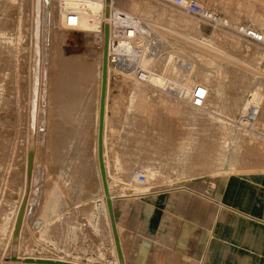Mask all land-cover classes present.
<instances>
[{
	"label": "rangeland",
	"instance_id": "1",
	"mask_svg": "<svg viewBox=\"0 0 264 264\" xmlns=\"http://www.w3.org/2000/svg\"><path fill=\"white\" fill-rule=\"evenodd\" d=\"M34 1L35 0H0V264H20L14 262L12 257H18L20 254L21 256H32L35 258L42 257L54 259L62 258L69 261L76 260V262L83 264H121L115 245V238L111 243L110 238L107 237L109 230H111L112 233L113 230L107 207V198L104 192L99 161V120L103 80V54L105 51L104 50L102 52V49L105 47V39L100 41L102 36L100 35V32L104 31L105 26L109 22L106 18L112 17L116 10L126 12V0H117L114 4L112 3L113 0H106L107 5L101 9V14L98 18L100 19V22L98 21L99 23L93 27L94 29L88 31L86 30L85 32H78L75 30L77 29L76 27H79L78 22L76 23V21L72 22L73 26L69 25L67 17L70 12H64L60 7V2L63 0H42V3H40V9H42L40 14L42 16V29L40 34L41 39L39 37V41L41 40V44L44 42V56H46L44 57V66L46 65V80L44 86L45 95L43 99V107L39 119L38 130H40H37V132L35 129L33 130V127L30 128L32 126L33 119L28 99V92L30 91L28 72L33 54L35 53L34 47L36 46H34L35 34L33 32L32 36L30 34L34 26L33 19L35 17V11L33 10L34 7L32 8L31 6L33 3L35 4ZM150 1L158 6L152 14L144 16L137 13H129V15L139 18L145 22L154 32V38L161 43V45L155 50L150 46L147 48V52L151 53V56H154L150 63L151 71L153 73V78L150 83L145 84L138 82L134 78L133 74H131V77H126L121 73L116 72L110 59L107 65V93L105 99L103 129V158L107 172L110 198L113 201L114 214L115 203L117 200L141 198L152 193H161L168 190H187L205 197L208 196V194L204 193L201 188H198L201 187L197 186L198 184H215L216 181L221 180L228 174H231L230 176H232V174H236L238 176L264 174V141L260 140H264V124L261 122L260 112L257 115V123L252 131H244L237 123L240 116L244 113L245 102L249 99L254 86L258 85L261 87L262 94H264V54H261L262 52L264 53V45L247 43L241 33H237L236 30L227 26L221 27V30L213 32L215 30L214 27H207L198 22L195 17L186 13V11H182L183 9L181 10L180 7L174 3V0ZM196 1L203 8L205 7L215 11L224 19L226 17L222 16L224 15L223 13L227 10L228 12L232 11L229 18L231 21L234 23L237 22L242 27H247L249 25L258 29L264 28V22L260 25L258 23L257 27L256 22L255 25H253L254 22L251 23L252 21L248 15H245L242 11H240V13L238 12L240 8H237L234 3L239 0ZM244 1H246L245 3L250 2L249 0H242V3ZM43 2L46 3V5L43 4ZM109 5L112 6L109 7ZM255 5L256 8L258 7L256 10L264 11V0H256ZM163 7L184 14L190 20H193L196 24L195 26L198 25L200 27L202 33L193 36L195 38H191L192 36L187 30L180 26L172 25L169 14H159L161 13V8ZM31 9L33 10L34 16L31 13ZM108 13H110V16H108ZM101 15L105 18V20H103ZM233 15H236L235 18L238 17L241 19H237L239 20L237 21L234 19ZM243 16L246 18H242ZM31 20H33V22ZM91 20L92 22L94 21L93 19ZM103 21L106 22L104 23ZM224 21L229 22L228 20ZM42 23H44V25H42ZM233 26H236V24ZM202 41L207 44L202 43ZM30 43H32V45ZM210 45H213V47ZM110 47L111 50L116 49L113 43H110ZM222 51H225V54H230L232 58H237L239 60V67L236 64L234 65L237 67L232 64L233 60L228 61L230 60L228 59L226 60L228 62H226L224 59L225 56L223 57L224 60H222V58L219 57V54H221L219 52ZM183 62H188L200 70L202 69L210 72L214 71L217 65L223 67L220 74L222 76L219 77V80L224 83L225 88H222V90L225 89L224 94L226 95L224 97L225 99L235 97V108L237 110L233 109L230 112L223 113L219 106H216L214 102L208 101L206 107H204L202 111L216 117L217 119L224 120L231 125V133L242 139L243 143H241V155L248 159L247 162L237 164L233 167L235 169H232L229 166H224L220 169V171L213 174H203V172L191 173L189 170H173L172 167L169 166L162 170L163 176L160 174L158 175L156 166H150L149 168H144L142 166L143 164L149 162L151 164L152 161L155 164L157 160H160L157 162L160 163L161 160H163L161 159L163 158L162 154L167 153L169 150V148L167 149L164 147V149L156 151V154L153 150L152 151L154 153L149 151L145 154V156L141 154L140 157L142 159L139 162L141 166L138 163L136 165L134 164V166L127 167L126 164L133 163L131 161L126 162V159L129 156L128 149L129 152H131V145L133 143L132 140H135L137 136L135 134L132 135V132H130L131 130L129 129V133H125L127 136V138H125V131H121V129H125L121 126L122 123L118 121L117 113L118 111L124 112L123 109H126L131 113L135 112L137 114L136 117L140 115L138 117L139 120L141 118H148L147 121L151 118V114L154 112L155 116H152L150 119L153 122H150L149 120L148 123V130L150 132L149 137L152 136L151 141L153 142L157 138L156 135H153V132L155 131H162L166 133L165 137L167 138L169 144H171V142L176 143L181 141L193 132L198 136L199 141L203 142L205 147L214 146L217 144V141L220 140L217 139V135L214 134L213 129H209V127L200 119L195 121L193 117L185 111L186 105L193 106L191 103L186 100H179L175 97L166 96L163 92H161L164 84H170L171 76L173 77L171 79H176V82H182L186 89L197 87L210 89L214 86L215 81L213 79L207 80L204 76H199L198 73L193 72L190 75H184L183 69L181 68V64ZM236 69L238 72L232 73ZM238 73H241V76ZM242 74H246L247 76H243ZM251 76L252 79L254 78V81L252 80V82L250 80ZM238 77L241 78L239 79ZM245 80L247 81L245 82ZM72 83H75L78 86V97L75 99L71 98L73 94L67 95L66 93L67 89L71 87H66V85ZM133 84H135V88L133 87ZM244 84H248V87L251 86L250 89ZM235 87L237 88L235 89ZM132 91L134 93L133 99L129 102V96ZM212 92L215 93L214 90ZM144 94L148 96L147 103L149 106L148 104L147 107L145 105L142 111L138 108V105L140 98ZM240 95L243 98H241ZM82 99L83 101H81ZM84 100L86 103H84ZM110 101L111 104L109 105ZM80 102L81 104L83 103L82 106ZM119 108L121 109L119 110ZM29 109L31 113H28L29 111L27 112ZM108 109H110L112 117H115L114 119H110ZM80 110L83 115H80ZM121 112H119V116L122 114L125 115V113ZM75 113L82 119L80 120ZM78 118L79 120L77 122ZM108 120H110V123H108ZM117 122L121 125L116 124ZM27 124L29 126H27ZM119 127L121 129H118ZM30 129H32V133H30ZM68 130H70V132ZM120 131L121 133L123 132L121 137L124 139L121 141L122 138L120 139L118 137L120 141H117L118 138L115 140V137L118 136ZM68 132L71 135L69 137L70 141L68 139ZM84 132H86L87 135H83ZM107 132L110 133L107 135ZM117 132L119 133L117 134ZM126 132L128 131L126 130ZM59 133L63 136H60ZM130 133L132 137L129 136V138L131 137L129 139L128 134L130 135ZM105 136L107 138L106 141ZM59 137H63V139H60ZM55 139H57V142L59 141V144L61 141L62 144L58 145ZM65 141L69 142L66 143ZM116 142L119 143L117 144ZM64 144H67L68 146ZM61 145L64 146L59 148ZM133 145H135V141ZM147 147L150 149V146ZM169 147L171 148V146ZM26 151L28 152V155ZM30 153H32V167L31 172L29 173V170L26 168V164H29L28 158ZM108 154L110 157L107 161ZM153 154L155 161L152 158ZM156 156H161V158H157ZM58 157L59 159L66 158V161L70 160L69 164H66L68 161L65 162L64 159L62 160L64 163H62L61 159L59 160ZM75 157L78 158L75 159ZM71 158L75 162H71ZM34 160L36 161L35 163ZM79 160L81 161L79 162ZM145 160L146 162L144 163ZM59 162H61V167L64 164L63 166L67 171L63 167L62 170ZM77 162H79V164H76ZM27 167L29 169L28 165ZM24 168L27 171H25ZM60 170L66 171H64V173L67 175L68 179H72L73 177L77 181L80 179L79 183L82 184L83 182L81 185L83 191L87 190V192L84 191L86 194H83L85 196L81 197L83 198L82 200H85L87 205L92 204V206H96V217L93 219L90 217L89 219L92 220L94 225H98L99 223L101 225V248L96 244L100 243V240L95 239L101 238V236H95L92 231L91 223L88 221L89 216L87 215V218L84 216V211H86L89 207H81L78 205L76 206L74 212H71L70 210L72 209V206L69 202H67L70 200L69 198L71 196V194L67 195L69 193L67 188L71 186L65 187L64 184L61 185V189L64 191H61L64 197V203L62 205V208H64L62 209V215L64 216L61 215V218L64 217L66 221L73 219L77 220V222L82 226L80 229L81 233L73 231L74 233L70 232L68 235L69 237L65 233H61L60 235H56L55 233L53 235L51 233H45L44 235L46 236H42L41 228L43 227L44 229L46 217L41 215L40 207L43 204V200L46 202V199L50 198L49 195L46 198L47 193L54 187V182H56L55 184L58 183L57 179L59 180V176L63 174ZM24 171L26 173H24ZM147 172H153L155 174V179L153 176L148 175ZM137 173L145 174L146 182L144 184L146 188L140 186L141 182H139L137 178ZM33 175L35 179L33 178ZM76 177L79 178L77 179ZM25 178L28 179L25 180ZM143 190L145 191L143 192ZM24 193L26 194L24 195ZM49 193L51 194V192ZM23 197H25V199H23ZM20 198H22L21 200L23 202L26 200V204L20 225L21 231H19L18 237H15L14 234L17 224L12 226L15 222L12 217H16L15 219L18 221L21 205H23L22 201L20 202ZM17 205L20 207L18 213L16 208ZM14 209L16 211H14ZM6 212H8V215L4 217L3 214ZM69 212H71V215L68 214ZM40 218H42L43 221ZM64 219L61 221H64ZM97 221L99 222L98 224ZM106 222L110 229L105 227ZM48 225H50V223H48ZM34 226H36V228ZM22 228L25 229L23 230ZM11 234L12 236H10ZM37 234H39L38 239ZM22 235L23 238H25L24 240L21 237ZM32 236L36 238V242ZM15 238L20 239H17V242ZM30 238H32V240H30ZM54 238L56 240H53ZM74 239L77 240V243ZM19 241L20 243H24L26 245H29L30 242V244H32L30 245L32 246L31 249L28 250L21 247ZM42 241L44 242L43 244ZM52 241H54V243ZM24 249L28 251L26 252ZM123 258L125 264L126 256L124 253Z\"/></svg>",
	"mask_w": 264,
	"mask_h": 264
},
{
	"label": "bare ground",
	"instance_id": "2",
	"mask_svg": "<svg viewBox=\"0 0 264 264\" xmlns=\"http://www.w3.org/2000/svg\"><path fill=\"white\" fill-rule=\"evenodd\" d=\"M61 1V0H60ZM115 1H117V0H113V4H114V2ZM167 1V0H166ZM168 1H173V0H168ZM248 1V0H247ZM250 2H248V3H245L246 1H244L243 3H242V0H239V1H237V2H235L234 4L236 5V7L237 8H240L239 9V13H240V11H242V13L244 12L245 13V15H248L249 16V18L251 19V23H253L254 22V24L253 25H255V22H256V24H257V27H258V23H259V25L261 24V23H263L264 22V11L262 10V11H259V10H256L257 8H256V5H255V1L254 0H249ZM33 2V1H32ZM35 2V4L33 5H31L32 6V8L34 7V11H35V17H34V19H33V17H32V19L34 20V22H33V20H31L32 22H33V31L31 30V36H32V32L35 34V43H34V46H32V47H34L35 49V53L33 54V58H32V60H31V63H30V66H29V95H28V99H29V104H30V108H31V112H32V119H33V123H32V126H31V124L28 122V124H30V128H32L33 127V130L35 129L36 130V132H37V130H38V128H39V119H40V115H41V110H42V105H43V99H44V95H45V92H44V86H45V80H46V78H45V66H44V57H46V56H44V45H43V43L41 44V40L39 41V37H40V34H41V29H42V26H41V10L42 9H40L41 7H40V3H42V0H35L34 1ZM61 4H60V7H61V9H62V11H64V12H70V13H68L69 14V16L67 17V20L69 21V24H72V22L73 21H76V23L78 22V26L79 27H76L77 29H75V30H77L78 32L80 31V32H85L86 30L88 31V30H92V29H94L93 27H95L100 21V19H98L99 18V15L101 14V9L102 8H104L107 4H106V0H63V1H61L60 2ZM43 4H45L46 5V3H44L43 2ZM258 4V3H257ZM125 5H127V9H126V12L125 11H120V10H116L115 11V14L112 16V17H109V18H106V20L107 21H109L108 22V24H107V26L109 27V42H108V61H109V59L111 60V62H112V65H114V69H115V71L116 72H119V73H121L122 75H124V76H126V77H131V74H133V76H134V78L138 81V82H142V83H145V84H149L150 83V81H151V79L153 78V73H152V71H151V65H150V63H151V60L153 59V57L154 56H151V54L150 53H147V50H146V47H147V43L148 42H150V43H155L156 45H158V46H160L161 45V43H160V41H158V40H156L154 37H155V34H154V32L151 30V28L145 23V22H143L141 19H139V18H136V17H133L132 15H129V13L130 14H132V13H137V14H141V15H144V16H148L149 14H152L156 9H157V7L158 6H156L154 3H152L150 0H126V3H125ZM112 5H109V7H111ZM259 6V5H258ZM114 7V6H113ZM179 7V6H178ZM235 7V8H236ZM205 8V7H204ZM236 8V9H237ZM44 9V8H43ZM180 9L182 10L183 8H181L180 7ZM261 9V8H260ZM32 10V9H31ZM33 10H32V15H33ZM161 13H159L160 15H162V14H165V15H167V14H169V16H170V18H171V21H172V25H174V26H180V27H182L183 29H185V30H187L190 34H191V38H195V37H193V36H195V35H197V34H200V33H202V31L200 30V27L197 25V26H195L196 24L193 22V20H190L187 16H185L184 14H182V13H178V12H176L175 10H171V9H169V8H161ZM238 10V9H237ZM43 11H45V10H43ZM182 11H184L185 12V10L183 9ZM229 11H231V10H229ZM232 12V11H231ZM231 12H228V10L227 11H225L223 14L224 15H222V16H224V17H226L225 19L224 18H222L221 17V22H220V24H218V25H216L215 27H214V31L213 32H216V31H219V30H221L222 28L221 27H224V26H227V27H230V28H233L234 30H236V32L237 33H241V31L243 30V28L245 27H242L240 24H238L237 22L236 23H234L233 21H231V19L229 18V16H230V14H231ZM187 13V12H186ZM233 14V13H232ZM238 15V14H237ZM34 16V15H33ZM64 16H65V14H64ZM108 16H110V13H108ZM234 16V15H233ZM236 16V15H235ZM235 16H234V19H241V18H235ZM248 16H247V18H248ZM101 17H102V15H101ZM103 18V17H102ZM232 18V17H231ZM242 18H244V16L242 17ZM246 18V17H245ZM244 18V19H245ZM249 18H248V20H249ZM22 19V18H21ZM91 19H93L94 21L92 22V20ZM234 19H232V20H234ZM103 20H105V18H103ZM224 20H228L229 22H227V21H224ZM239 20H237V21H239ZM30 21V22H31ZM99 21V22H98ZM31 22V23H32ZM104 23L106 22V21H103ZM230 22H232V23H234V24H236V26H238V27H236V26H233L234 24H232V23H230ZM249 22V21H248ZM132 24V25H140L141 26V28L143 29V31L144 32H140L139 34H137V35H135V36H133V37H129V36H127V35H123L119 30H116L115 28H114V25H119V26H122V25H127V24ZM32 25V24H31ZM42 25H44V23H42ZM73 25V24H72ZM74 25H77V24H74ZM240 25V26H239ZM252 25V24H251ZM249 26V25H248ZM262 26V25H261ZM263 26H264V24H263ZM32 27V26H31ZM44 29V28H43ZM69 30V29H68ZM42 33L44 34V32L42 31ZM43 34H42V36H43ZM100 35H102L101 36V40L100 41H102L103 39H105V28H104V31H102V32H100ZM44 37V36H43ZM40 39H41V37H40ZM42 39H44V38H42ZM34 40V39H33ZM31 42H33L32 40H30ZM29 41V42H30ZM201 42V41H200ZM110 43H113V45H114V47L116 48V49H114V50H111V47H110ZM202 43H205L204 41H202ZM31 45H32V43H30ZM205 44H207V43H205ZM30 45V46H31ZM211 47H213V45H210ZM31 48V47H30ZM142 49V51H138V58H136L135 57V49ZM29 50H31V49H29ZM33 50V51H34ZM105 50V47L102 49V52ZM219 50V49H218ZM218 50H217V53H218ZM32 51V50H31ZM130 51V52H129ZM219 51H221V50H219ZM30 52V51H29ZM105 52V51H104ZM225 52V51H224ZM223 51L222 52H219V53H221V54H219V57H221L222 58V60H224L225 59V61L226 60H228V59H230V60H228V61H231V60H233L232 61V64L234 65V64H236L238 67H239V60L237 59V58H232L231 57V55L229 56L227 53V55L224 53ZM259 52V51H258ZM261 52V51H260ZM31 53H33V52H31ZM261 54H264L263 52L261 53ZM221 55H223V56H221ZM31 56V55H30ZM103 56H104V54H103ZM225 56V58L223 59V57ZM31 59V58H30ZM134 59V61L135 62H137L140 66H142V67H144L147 71H148V78L146 79V80H144V81H142V80H139L136 76H135V74H134V72L133 71H131V70H129V69H127V60H129V61H132ZM45 60H46V58H45ZM228 61H226V62H228ZM46 62V61H45ZM231 64V65H232ZM108 65V64H107ZM232 65V66H233ZM236 65H234V66H236ZM248 65H250V64H248ZM187 66V67H186ZM236 66V67H237ZM186 67V68H185ZM181 68L183 69V74L184 75H190L191 73H198L199 74V76H204L207 80H214L215 81V84H214V86H212L210 89H207V88H205V89H207V91H208V96H207V100H206V105H207V102L208 101H210V102H214L215 103V105L216 106H219L220 107V110L224 113H227V112H230V111H232L233 109H236L235 108V106H236V101H235V97L233 98H228V99H225V95L226 94H224L225 92H224V90H222V88L224 87V83H222L220 80H219V77L220 76H222V75H220L221 74V70H222V66H219V65H217L216 67H215V70L214 71H212V72H210V71H207V70H200L199 68H197V67H195V66H193V65H191L190 63H188V62H183L182 64H181ZM224 68H226V67H224ZM234 69V68H233ZM238 69V68H237ZM235 70V71H233L232 73H237L238 72V70ZM247 70V69H246ZM224 71V70H223ZM244 71V70H243ZM223 73V72H222ZM252 73V72H251ZM174 74H175V69H174ZM223 74H225V73H223ZM230 74V73H229ZM238 74H240V76H241V73H238ZM252 74H254V73H252ZM251 74V75H252ZM173 75V74H172ZM243 76H247L246 74H242ZM236 76H237V74H236ZM252 76H254V75H252ZM252 76H251V78H250V80H251V82H252V80L254 79H252ZM250 77V76H249ZM171 78H173L172 76H171ZM170 78V84H164V86H163V88L161 89V92H163L166 96H170V97H175V98H177V99H179V100H186V101H188L189 103H191V97H192V94H193V92L198 88H190V89H186L184 86H183V83L182 82H176V79H171ZM239 78V77H238ZM241 78V77H240ZM239 78V79H240ZM243 78V77H242ZM256 78V77H255ZM235 80V79H234ZM243 80V79H242ZM235 81H237V80H235ZM241 81V80H240ZM247 80H245V82H246ZM254 81V80H253ZM250 82V81H249ZM240 83V82H239ZM241 83H243V82H241ZM254 83V82H253ZM256 83V82H255ZM134 85L135 84H133V87H134ZM137 85V84H136ZM236 85V84H235ZM244 85H246L247 87H248V84H244ZM69 86H71L70 88H68L67 89V91H66V93H67V95H72V99L74 98H77L78 97V86L75 84V83H72V84H68V85H66V87H69ZM242 86V85H241ZM260 86H261V84H260ZM136 87V86H135ZM134 87V88H135ZM251 87V86H250ZM250 87H248L249 89H250ZM134 88H132V89H134ZM202 88H204V87H202ZM225 88V87H224ZM237 87H235V89H236ZM247 88V89H248ZM232 89H233V87H232ZM248 89V90H249ZM136 90V89H135ZM142 90V89H141ZM214 90L215 91V93H213L212 91ZM240 90H242V89H240ZM227 91V90H226ZM245 91V90H244ZM247 91V90H246ZM237 92V91H236ZM146 93V92H145ZM242 93V92H241ZM133 91H132V93H131V95L129 96V102L130 101H132V99H133ZM143 94V93H142ZM246 94V93H245ZM243 95V94H242ZM234 96V95H233ZM240 97H241V95H240ZM71 98H70V101H71ZM167 98V97H166ZM237 98H238V96H237ZM241 98H243V97H241ZM247 98V97H246ZM148 99V96L147 95H143L141 98H140V100H139V105H138V108H140V110H142L143 109V107L146 105V107H147V100ZM163 99H165V98H163ZM239 99V98H238ZM81 101H83V99L81 100ZM28 103V102H27ZM70 103V102H69ZM84 103H86L85 102V100H84ZM132 103V102H131ZM68 104V103H67ZM80 104H81V102H80ZM72 105V104H71ZM83 105V103L81 104V106ZM206 105H205V107H206ZM67 106V105H66ZM148 106H149V104H148ZM85 107H86V104H85ZM237 107H238V105H237ZM78 108V107H77ZM83 108H84V106H83ZM80 109V108H79ZM79 109H78V112H79ZM121 108H119V110H120ZM128 109V108H127ZM204 109V107H202V108H197V107H194V106H188V105H186L185 106V111H187L192 117H193V119L195 120V121H197V120H201L205 125H207L208 127H209V129H213L214 130V134H216L217 135V139H220L219 141H217V144L216 145H214V146H207V147H205V145H203V142H200L199 141V138H198V136L193 132L192 134H189V136L188 137H186L185 139L183 138V140H181V141H178V142H176V143H172L171 142V144H169L168 143V140H167V138L165 137V134L166 133H164V132H162V131H158V132H153V135H156L157 136V138L155 139V141L153 142V141H151V138H152V136H150L149 137V135H150V132H149V130H148V128H149V120L152 118V116H155L154 115V112L151 114V118H149V120L147 121V119H140L139 120V116H137L136 117V113L134 112V113H131V112H129V111H127L126 109L124 110L123 109V111L124 112H121V111H118V113H117V116H118V121L120 122V123H122V125L121 124H118V122L116 123V124H118V125H121V126H123V129H125V130H122L120 127L118 128V129H121V131H125L124 132V135L126 136V134L125 133H129V129L131 130L130 132H132V135L133 134H135L136 136H137V138H136V136H135V140L133 139L132 140V142L134 143V141H135V146H136V148L135 149H138V153L136 152V153H134L135 155V157H134V164L136 165V164H138L140 161H141V154H143L144 156H145V154L147 153V152H149V151H155V154L157 153L156 151H160V150H162V149H164V147L165 148H169V150L167 151V153H163L162 154V157L163 158H161V156H158L159 158H161V159H163V160H161V162L160 163H157V162H159L157 159V164L155 163H153V161H152V163L150 164V162L149 163H146V164H143L142 166L144 167V168H149L150 166H156L157 167V173H158V175L160 174V175H162V170L163 169H165L166 167H169V166H171L172 167V169L173 170H186V171H190L191 173H198V172H203V174H213V173H216V172H218V171H220V169H222V167H224V166H229V167H231L232 169H235V168H233L234 166H236L237 164H241V162H247V160L248 159H246L244 156H242L241 155V151H242V146H241V143H243L242 142V139L239 137V136H235V135H233L232 133H231V131H230V124L228 123V122H226V121H224V120H221V119H217L216 117H213V116H211V115H209V114H206V113H204L202 110ZM68 110H69V108H68ZM237 110V109H236ZM29 111V112H28ZM67 111V110H66ZM143 111V110H142ZM148 111V110H147ZM27 112L28 113H31L30 112V109L29 110H27ZM75 112V111H74ZM83 112V111H82ZM119 112H121V113H125V115L124 114H122L121 116H119ZM151 112V111H150ZM234 112V111H233ZM259 112H260V119H261V122L264 124V94H262V88L261 87H259L258 85H255L254 86V89H253V91L251 92V94H250V97H249V99L245 102V106H244V114H250V115H252V117H253V120H254V124H253V126L251 127L252 129H244V128H242L244 131H252L253 130V128L255 127V125H256V123H257V115L259 114ZM26 113V112H25ZM68 113V112H67ZM71 113V112H70ZM138 113V112H137ZM157 113V112H156ZM232 113V112H231ZM82 113H81V110H80V115H81ZM141 114V113H140ZM29 115H31V114H29ZM75 115L77 116V117H79L76 113H75ZM83 115V114H82ZM115 115V114H114ZM135 115V116H134ZM142 115V114H141ZM116 116V117H117ZM142 117V116H141ZM147 117V116H146ZM31 118V117H30ZM74 118V117H73ZM80 118V120L82 119L81 117H79ZM79 118L77 119V122H78V120H79ZM115 118V117H114ZM113 118V119H114ZM138 120H137V119ZM106 119H107V116H106ZM31 120V119H30ZM67 120V119H66ZM116 120V119H115ZM138 122H137V121ZM142 120V121H141ZM153 120H154V118H153ZM27 121H28V119H27ZM32 121V120H31ZM70 121V120H69ZM109 121V122H108ZM107 122L108 123H110V120H108ZM159 121V120H158ZM75 122H76V120H75ZM150 122H153V121H151L150 120ZM160 122V121H159ZM241 122V121H240ZM106 123V122H105ZM27 124V126H29ZM107 124V123H106ZM115 124V125H116ZM109 126V125H108ZM117 126V125H116ZM50 128V127H49ZM111 128V127H110ZM114 129V128H113ZM134 129H135V131H134ZM31 130V132L30 133H32V129H30ZM40 130V129H39ZM38 130V131H39ZM126 130L128 131V132H126ZM133 130V131H132ZM28 131V130H27ZM69 132H70V130H68ZM121 131H120V133L119 132H117V134H118V136H117V134H116V136L117 137H115V140H116V138H122L121 136V134H123V132L121 133ZM51 132H52V130H51ZM68 132V134H69V136L67 135V134H65V135H67L68 136V139H69V137L71 136L70 135V133ZM66 133H67V131H66ZM27 134H28V132H27ZM52 134V133H51ZM86 134V132H84L83 133V135H85ZM31 135V134H30ZM59 135H60V133H59ZM64 135V136H65ZM87 135V134H86ZM27 136V135H26ZM51 136V135H50ZM60 136H63V135H60ZM81 136H82V134H81ZM129 136H131V133H130V135L128 134V138H129ZM52 137V136H51ZM88 137V136H87ZM86 137V138H87ZM132 137V136H131ZM130 137V138H131ZM28 138H29V136H28ZM57 138H58V136H57ZM60 138V137H59ZM65 138V137H64ZM83 138H85V137H83ZM113 138V137H112ZM119 138H118V140L117 141H120L119 140ZM125 138H127V136L125 137ZM129 138V139H130ZM155 138V137H154ZM30 139V138H29ZM52 139H54V138H52ZM60 139H63V137L62 138H60ZM88 139V138H87ZM124 138H122L121 139V141L123 140ZM208 139V138H207ZM50 140H51V138H50ZM56 140V142H57V139H55ZM65 140V139H64ZM67 140V139H66ZM107 140V138H106V136H105V141ZM127 140V139H126ZM260 140H262V141H264L263 139H260ZM69 141H70V139H69ZM69 141H65L66 143H68ZM104 141V142H105ZM131 141V140H130ZM59 142V141H58ZM57 142V143H58ZM63 142V141H62ZM64 142V143H65ZM124 142V141H123ZM126 142V141H125ZM128 142H129V140H128ZM28 143H31V142H28ZM117 143V142H116ZM119 143V142H118ZM117 143V144H118ZM122 143V142H121ZM133 143H132V145L131 146H133ZM53 144H56V143H53ZM60 144H62L61 143V141H60ZM59 143H58V145H60ZM123 144V143H122ZM137 144V145H136ZM64 145H67V144H64ZM63 145V146H64ZM31 146V145H30ZM55 146V145H54ZM62 145L59 147V148H62L63 147ZM68 146V145H67ZM147 146H150V149L147 147ZM167 146V147H166ZM169 146H171V148L169 147ZM51 147H52V145H51ZM66 147V146H65ZM65 147H64V149H65ZM152 147V148H151ZM28 149V148H27ZM32 149V148H31ZM54 149H55V147H54ZM57 149V148H56ZM64 149H63V151H64ZM134 149V148H133ZM29 150H30V148H29ZM52 150V149H51ZM62 150V149H61ZM28 151V150H27ZM26 151V152H27ZM152 151V153H154ZM165 151V150H164ZM54 152V151H53ZM52 152V153H53ZM34 153V152H33ZM35 153H36V150H35ZM51 153V154H52ZM132 153V152H131ZM151 153V154H152ZM26 154V153H25ZM63 154V153H62ZM138 154V155H137ZM27 155H28V152H27ZM160 155H161V152H160ZM36 156V155H35ZM53 156V155H52ZM51 156V157H52ZM54 156H56V155H54ZM61 156V155H60ZM76 156V155H75ZM137 156H138V159H137ZM147 156H148V154H147ZM150 156V155H149ZM74 157V156H73ZM143 157V156H142ZM154 157V154H153V156H152V158ZM157 157V156H156ZM157 157V158H158ZM36 158V157H35ZM56 158V157H55ZM63 158V157H62ZM78 157H75V159H77ZM132 158V157H131ZM155 158V157H154ZM154 158H153V160H154ZM29 164H26V168H27V170H29L28 172L30 173L31 172V167H32V153H30L29 154ZM58 159H59V157H58ZM61 159V158H60ZM59 159V160H60ZM64 160L66 159V158H63ZM63 159H61V161L63 160ZM74 159V158H73ZM74 159V160H75ZM81 159V158H80ZM118 159V158H117ZM150 159V158H149ZM37 160H38V157H37ZM52 160H54V159H52ZM82 160V159H81ZM81 160H79V162L81 161ZM151 160V159H150ZM167 160V161H166ZM50 161V160H49ZM55 161H56V159H55ZM58 161V160H57ZM68 161V163H66V164H69V162H70V160H67ZM66 160H65V162H67ZM155 161V160H154ZM36 161L34 160V163H35ZM71 162H75V161H73L72 160V158H71ZM79 162H77L76 164H79ZM146 162V160L144 161V163ZM251 162V161H250ZM26 163V162H25ZM60 163V167H61V162H59ZM62 163H64V161H62ZM143 163V162H142ZM37 164V163H36ZM65 164V165H66ZM140 164V163H139ZM27 165L29 166V169H28V167H27ZM38 165V164H37ZM64 165V164H63ZM62 165V167L64 168V166ZM70 165H71V163H70ZM73 165V164H72ZM140 166H141V164H140ZM33 167H34V165H33ZM61 167V168H62ZM63 168H62V170H63ZM231 168H230V170H231ZM25 169V168H24ZM65 169V168H64ZM26 169H25V171H27ZM66 170V169H65ZM64 170V171H65ZM24 171V173H26ZM36 171V170H35ZM61 171V170H60ZM60 171H59V173H60ZM64 171H61V172H63V174H61L60 176H59V180H61V181H59L58 179H57V181H58V183L57 184H55L56 182H54V187L52 188V189H50V191L49 192H51V194L48 192L47 193V195H46V198L48 197V195H49V199L47 198L46 200V202L43 200V204L41 205V207H40V212H41V215L43 216V217H46V220H45V226H44V229H46L45 227H46V225H48V223H50V229H49V233H51V234H58V235H60L61 233H65L67 236L70 234V232H80L81 233V231H80V229H81V225H80V223H78L77 222V220H75V219H73V220H65L64 219V217L63 218H61V215H62V209H64V208H62V205H63V203H64V197H63V195H62V192L61 191H63L62 189H61V185H65V187L67 186H71V187H69V188H67V190H68V192H66V193H68L67 195H69V194H71V196H70V200H66L67 202H69L70 204H71V206H72V209L70 210L71 212L73 211L74 212V210L76 209V206H78V205H80L81 207L83 206V207H89V208H87L86 209V211H84V216L87 218L88 216V221L91 223V227H92V231H93V233L95 234V236H101V234H100V232H101V225H100V223L97 221V224L98 225H94L93 223H92V220H90L89 218L90 217H92V219L94 218V217H96V214H97V208H96V206H92V204L90 205V204H88L87 205V203L85 202V200H82L83 198H81L82 196H85V195H83V194H86V193H84V191H83V188H82V184H83V182H82V184L81 183H79V180L77 181V180H75V178L73 177L72 179L71 178H67V175L64 173ZM67 171V170H66ZM65 171V172H66ZM233 171V170H232ZM235 171H238V170H235ZM243 171H245V170H243ZM247 171V170H246ZM172 172V171H171ZM228 172V171H227ZM231 172V171H230ZM34 173V172H33ZM148 173V175H150V176H153V178L155 177L154 175V173L153 172H147ZM175 173V172H174ZM188 173V172H187ZM189 174V173H188ZM218 174V173H217ZM26 175V174H25ZM27 175H28V173H27ZM59 175V174H58ZM84 175V174H83ZM185 175V174H184ZM230 175L231 174H228L227 176H225V177H223V179H228L229 177H230ZM233 175V174H232ZM236 175V174H235ZM163 176V175H162ZM25 177H27V176H25ZM83 177V176H82ZM169 177V176H168ZM33 178H34V175H33ZM33 178H32V180H33ZM77 178V177H76ZM79 178V177H78ZM77 178V179H78ZM85 178V177H84ZM28 179V178H27ZM26 178H25V180H27ZM35 179V178H34ZM56 179V178H55ZM149 179V178H148ZM147 179V180H148ZM155 179V178H154ZM210 180V179H209ZM81 181H82V178H81ZM168 181V180H167ZM25 182H27V181H25ZM24 182V183H25ZM33 182H34V180H33ZM148 182H149V180H148ZM147 182V183H148ZM161 182V181H160ZM163 183H164V181H163ZM66 184H70V185H66ZM71 184H73V185H71ZM25 185V184H24ZM140 186L141 187H145V184L144 183H141L140 184ZM26 187V186H25ZM25 187H24V189H25ZM28 187V186H27ZM33 187V186H32ZM84 187V186H83ZM137 187V186H136ZM63 188V187H62ZM140 188V187H139ZM146 188V187H145ZM27 189V188H26ZM84 189H85V187H84ZM142 189V188H141ZM52 190V191H51ZM26 191V190H25ZM145 190H143V192H144ZM64 192V191H63ZM85 192H87V190L85 191ZM45 193V192H44ZM26 193H24V195H25ZM31 194V193H30ZM29 194V195H30ZM64 194V193H63ZM66 195V196H67ZM74 195V196H73ZM27 196V195H26ZM22 197V196H21ZM52 197V198H51ZM69 197V196H68ZM205 197H207V198H209V199H211V200H213V202H216V203H220V197L219 196H216V198H213V197H211L210 195H208V196H205ZM45 198V197H44ZM22 198H20V202L22 201L21 200ZM23 199H25V197H23ZM140 198H134V199H128V201H130V202H132V201H137V200H139ZM71 201V202H70ZM205 201V200H204ZM19 203V202H18ZM22 203H23V205H21V203H20V205H21V210H20V207L17 205V213H18V211L20 210V213H19V217H18V221H16V217L15 218H13L12 217V219H14L15 220V222H14V225H12V226H15L16 224V230H15V234H14V236L15 237H18V233H19V231H21L20 230V225H21V221H22V218H23V213H24V210H25V204H26V200H24V202L22 201ZM66 203V202H65ZM86 203V204H85ZM209 203V202H208ZM82 204H84V205H82ZM46 205V206H45ZM220 205V204H219ZM68 206H69V204H68ZM222 207H225L224 205H221ZM73 207H75V208H73ZM15 208V209H16ZM220 208V207H219ZM230 208V207H229ZM14 209V211H16ZM28 209H29V206H28ZM28 209H27V211H28ZM214 210H215V208H214ZM5 212V211H4ZM71 212H69L68 214H70L71 215ZM8 215V212H6V213H4L3 214V216L5 217V216H7ZM14 215V214H13ZM16 215V214H15ZM18 215V214H17ZM26 215V214H25ZM88 215V216H87ZM27 216H28V214H27ZM41 216V217H42ZM62 216H64V215H62ZM98 217V216H97ZM27 218V217H26ZM99 218V217H98ZM97 218V219H98ZM251 218V217H250ZM42 221H43V219L42 218H40ZM62 219H64V221H61ZM188 221H189V219H187ZM13 221V220H12ZM26 221H27V219H26ZM195 221V220H194ZM197 221V220H196ZM213 221V220H212ZM211 221V222H212ZM187 222V221H186ZM189 223V222H188ZM13 224V223H12ZM27 224V223H26ZM37 224V223H36ZM40 224V223H39ZM190 224V223H189ZM23 225V224H22ZM190 225H192V222H191V224ZM195 225V224H194ZM200 225V224H199ZM11 226V227H12ZM175 226H177V225H175ZM196 226V225H195ZM210 226H212L213 227V225L211 224ZM35 228H36V226H34ZM105 227L106 228H108V229H110L109 228V225L107 224V222H106V224H105ZM188 227H189V225H188ZM199 227V226H198ZM15 228V227H14ZM14 228H13V230H14ZM192 228H193V226H192ZM194 228H196V227H194ZM23 229V228H22ZM25 229V228H24ZM23 229V230H24ZM211 229V228H210ZM213 229V228H212ZM22 230V231H23ZM34 231H36V230H34ZM130 231V230H129ZM193 231H195V230H193ZM200 231V230H199ZM210 231V230H209ZM213 231V230H212ZM13 232V231H12ZM11 232V233H12ZM44 232H45V230H44ZM73 232V233H74ZM128 232V231H127ZM191 232V231H190ZM197 232V231H196ZM72 233V234H73ZM92 233V234H93ZM198 233V232H197ZM24 234H25V232H24ZM23 234V235H24ZM71 234V235H72ZM76 234V233H75ZM192 234V233H191ZM195 234V233H194ZM199 235H200V233H198ZM23 235L21 236L22 237V239L24 240L25 238H23ZM33 235V234H32ZM64 235V234H63ZM193 235V234H192ZM199 235H197V236H199ZM203 235V234H202ZM201 235V236H202ZM10 236H12V234L10 235ZM46 235H44V237H45ZM104 236V235H103ZM124 236H126V235H124ZM33 237V236H32ZM69 237V236H68ZM78 237V236H77ZM107 237H109L110 238V241H111V243L114 241V236H113V233H112V231L111 230H109V232H108V235H107ZM192 237V236H191ZM14 238V237H13ZM13 238H12V240H13ZM27 238V237H26ZM34 239H35V242H36V238L35 237H33ZM62 238V237H61ZM94 238V237H93ZM201 238V237H200ZM206 238V237H205ZM204 238V239H205ZM16 239V241H17V239H20V238H15ZM68 239V238H67ZM96 240L98 239V240H100V243H96L100 248H101V245H102V243H101V241H102V236H101V238H95ZM175 239V238H174ZM9 240H10V238H9ZM8 240V241H9ZM11 240V241H12ZM29 240V239H28ZM27 240V241H28ZM30 240H32V238H30ZM65 240V239H64ZM75 241H76V243H77V240L76 239H74ZM131 240V239H130ZM176 240V239H175ZM190 240V239H189ZM191 240H193V238H191ZM34 241V240H33ZM72 241V240H71ZM195 241V240H194ZM209 241V240H208ZM18 242V241H17ZM25 242V241H24ZM65 242V241H64ZM74 242V241H73ZM97 242V241H96ZM131 242V241H130ZM151 242V241H150ZM191 242V241H190ZM19 243H20V241H19ZM18 243V244H19ZM26 243V242H25ZM28 243V242H27ZM67 243V242H66ZM192 243V242H191ZM209 243V242H208ZM21 244V247H24L25 249H28V250H30L31 249V247L32 246H30V245H32V244H30V242H29V245L27 244H24V243H20ZM159 244H161V243H159ZM96 245V246H97ZM196 245V244H195ZM134 246V245H133ZM142 246H144V245H142ZM187 246V245H186ZM19 247V246H18ZM20 247V248H21ZM98 247V248H99ZM150 248V247H149ZM191 248V247H190ZM24 249V250H25ZM121 249H122V252L125 254V256H126V253H125V250H124V248H122L121 247ZM18 250V249H17ZM27 250V251H28ZM100 250V249H99ZM26 251V250H25ZM26 251V252H27ZM170 251V250H169ZM173 251V250H172ZM175 252V251H174ZM173 252V253H174ZM138 254V253H137ZM176 254V253H175ZM180 254V253H179ZM206 254V253H205ZM100 255V254H99ZM184 256V255H183ZM13 257V260H14V262H16V263H20V264H83V263H80V262H76V260H72V261H69V260H65V259H62V258H60V259H54V258H42V257H39V258H35V257H32V256H21V254H20V256H18V257H16V256H12ZM182 257V256H181ZM190 257V256H189ZM192 257V256H191ZM101 258H102V256H101ZM173 258H174V254H173ZM177 257L175 256V259H176ZM29 259H31L32 261H30V262H28L29 261ZM189 259V258H188ZM191 259V258H190ZM28 260V261H27ZM179 260H181V259H179ZM186 260V259H185ZM38 261H42L41 263H39ZM132 261V260H131ZM176 261H177V259H176ZM172 262V261H171ZM180 263V262H179ZM91 264V263H90ZM182 264V263H181Z\"/></svg>",
	"mask_w": 264,
	"mask_h": 264
},
{
	"label": "crops",
	"instance_id": "3",
	"mask_svg": "<svg viewBox=\"0 0 264 264\" xmlns=\"http://www.w3.org/2000/svg\"><path fill=\"white\" fill-rule=\"evenodd\" d=\"M108 115L113 118L110 109ZM135 148L133 145L132 153L128 149L126 162L134 161ZM126 166H134V162ZM197 186L213 198L219 196L220 205L187 190L116 201L125 264H264V174L232 175L215 184ZM45 228H41L42 236L49 233L50 225Z\"/></svg>",
	"mask_w": 264,
	"mask_h": 264
},
{
	"label": "built area",
	"instance_id": "4",
	"mask_svg": "<svg viewBox=\"0 0 264 264\" xmlns=\"http://www.w3.org/2000/svg\"><path fill=\"white\" fill-rule=\"evenodd\" d=\"M174 3L177 6L183 8L188 14L195 17V19H197L198 22L202 23L204 26L215 27L221 22V17L218 15V13L212 11L211 9L203 8L196 0H174ZM69 25L73 26L71 24ZM114 28L116 30H119L123 35H127L129 37H133L139 34L141 31L144 32L140 25H132L130 23L122 26L114 25ZM241 34L244 40L249 44L264 45V28L258 29L255 27L247 26L243 28ZM149 46L154 50L158 47V45H156L155 43L148 42L146 50ZM138 51H142V49H135L136 58H138ZM126 67L127 69L133 71L135 76L139 80L144 81L148 78V71L144 67L140 66L137 62H135L134 59L132 61L127 60ZM207 96V89L198 87L192 94L191 104L198 108L205 107ZM237 123L244 129H252L251 127L254 124V120L252 115L243 113ZM136 175L139 182H146L145 174L137 173Z\"/></svg>",
	"mask_w": 264,
	"mask_h": 264
},
{
	"label": "water",
	"instance_id": "5",
	"mask_svg": "<svg viewBox=\"0 0 264 264\" xmlns=\"http://www.w3.org/2000/svg\"><path fill=\"white\" fill-rule=\"evenodd\" d=\"M105 52H104V63H103V80H102V89H101V102H100V120H99V161H100V169L103 180L104 192L107 198V207L109 211L111 226L115 238V245L119 257V261L121 264H124L123 253L121 249L120 239L118 235L116 219L113 208V201L110 198V190L108 186L107 180V172L105 168L104 158H103V129H104V117H105V99L107 93V64H108V42H109V27L105 26ZM28 261V260H27ZM32 261L29 259L28 262ZM41 263L42 261H38Z\"/></svg>",
	"mask_w": 264,
	"mask_h": 264
}]
</instances>
